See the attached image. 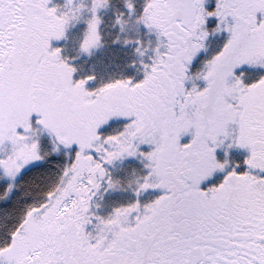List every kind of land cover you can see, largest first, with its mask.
<instances>
[{"label": "snow or ice", "instance_id": "6c2138e0", "mask_svg": "<svg viewBox=\"0 0 264 264\" xmlns=\"http://www.w3.org/2000/svg\"><path fill=\"white\" fill-rule=\"evenodd\" d=\"M0 264H264V0H0Z\"/></svg>", "mask_w": 264, "mask_h": 264}]
</instances>
